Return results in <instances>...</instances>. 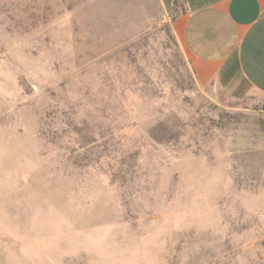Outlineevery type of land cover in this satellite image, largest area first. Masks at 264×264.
Returning <instances> with one entry per match:
<instances>
[{
    "label": "rangeland",
    "instance_id": "1",
    "mask_svg": "<svg viewBox=\"0 0 264 264\" xmlns=\"http://www.w3.org/2000/svg\"><path fill=\"white\" fill-rule=\"evenodd\" d=\"M189 0H0V264H264V113L199 87Z\"/></svg>",
    "mask_w": 264,
    "mask_h": 264
},
{
    "label": "crops",
    "instance_id": "2",
    "mask_svg": "<svg viewBox=\"0 0 264 264\" xmlns=\"http://www.w3.org/2000/svg\"><path fill=\"white\" fill-rule=\"evenodd\" d=\"M179 32L199 87L264 103V0H189Z\"/></svg>",
    "mask_w": 264,
    "mask_h": 264
},
{
    "label": "built area",
    "instance_id": "3",
    "mask_svg": "<svg viewBox=\"0 0 264 264\" xmlns=\"http://www.w3.org/2000/svg\"><path fill=\"white\" fill-rule=\"evenodd\" d=\"M261 111L264 113V103H263V105H262V109H261Z\"/></svg>",
    "mask_w": 264,
    "mask_h": 264
},
{
    "label": "trees",
    "instance_id": "4",
    "mask_svg": "<svg viewBox=\"0 0 264 264\" xmlns=\"http://www.w3.org/2000/svg\"><path fill=\"white\" fill-rule=\"evenodd\" d=\"M188 66H189V68H192V63H191V62H189Z\"/></svg>",
    "mask_w": 264,
    "mask_h": 264
}]
</instances>
